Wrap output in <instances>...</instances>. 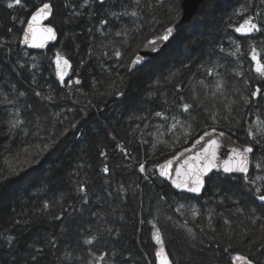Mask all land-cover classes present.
Masks as SVG:
<instances>
[{
	"label": "trees",
	"instance_id": "1",
	"mask_svg": "<svg viewBox=\"0 0 264 264\" xmlns=\"http://www.w3.org/2000/svg\"><path fill=\"white\" fill-rule=\"evenodd\" d=\"M45 1L0 0V264H153L155 227L181 264L205 220L233 243L203 234L194 264H231L264 230V0H207L160 88L158 72L133 87L122 58L134 35L136 51L175 19L163 0H62L66 34L32 51L21 33ZM142 10L161 16L150 30ZM249 20L256 29L238 36ZM57 44L70 79L56 74ZM116 74L121 85L104 88ZM211 127L253 147L248 175L213 173L197 196L172 190L156 165ZM260 251L250 258L264 264Z\"/></svg>",
	"mask_w": 264,
	"mask_h": 264
},
{
	"label": "water",
	"instance_id": "2",
	"mask_svg": "<svg viewBox=\"0 0 264 264\" xmlns=\"http://www.w3.org/2000/svg\"><path fill=\"white\" fill-rule=\"evenodd\" d=\"M203 2L204 0H181V11L179 15H177L169 25L165 26L159 32L152 34L145 41H143V43L138 47V49L130 58L127 68L128 71L132 72L136 68L143 65L145 62L159 56L176 39L179 28L189 23L193 19L194 15L199 11L200 6ZM45 3L51 5V12L46 18H38L37 21L33 22L31 27H29V21L32 15ZM53 12L54 6L50 1L41 3L31 12L21 33V41L24 47L29 50L36 51L57 41L59 32L54 25L49 23ZM169 27L174 28L173 36L168 41H160L156 45L157 50L153 51L152 45H150L149 42L163 36L165 30ZM49 28L52 29V33H49L47 31V29ZM237 33L241 37L244 36L247 31H237ZM53 34L54 38H52ZM26 35L27 40L25 42ZM137 57H142L143 59H141L139 63L133 64V61L136 60ZM213 141L215 142L214 147L207 154L208 159L204 160L203 157L205 156V149L209 148ZM249 148L251 149V151L246 152L245 149ZM213 151L214 159L212 156ZM252 151L253 147L251 145L241 143L235 137L224 130L211 127L201 132L189 145L178 149L171 156L159 162L156 165L155 169L157 175L162 180H164L172 190L179 193H186L197 196L203 192L206 184V179L213 173L221 172L227 175L236 174L247 176L250 171V157ZM168 161H171V165L166 169L167 174L161 175V166H164ZM185 161H187L188 163L185 164ZM226 162L230 167H232V171H224ZM209 163L214 164L215 167H211L210 170H208L201 176L202 183L199 185L200 190H190L193 187H196V185L193 183L195 177L186 175V173H190L196 168L202 169L206 164ZM241 165L246 168L245 171L240 170ZM177 169H180L179 176L177 175ZM173 181H176L178 183H186L187 186L176 187ZM261 195H264V193L256 194L255 199L259 204L264 205V200H261L259 198ZM158 252H162V255L159 257L157 256ZM236 255L246 257L247 260L252 261V264H258L249 256L240 252H236L233 254L231 264H247V260H234L233 258ZM165 257L167 258L168 264H173V261L167 251L160 249L156 250L154 252V264H162Z\"/></svg>",
	"mask_w": 264,
	"mask_h": 264
},
{
	"label": "rangeland",
	"instance_id": "3",
	"mask_svg": "<svg viewBox=\"0 0 264 264\" xmlns=\"http://www.w3.org/2000/svg\"><path fill=\"white\" fill-rule=\"evenodd\" d=\"M48 1H50L54 6V12H53V14L49 20V23L54 25L57 28L58 32H60L61 35L64 37V34H66V29H67V23L65 21V16H64L65 3L62 0H48ZM163 1H164L163 6L168 9V13H171V14L177 13L176 15H179V13L181 11V2L179 4L178 1L176 0L174 4H171V3H169L170 1L169 2H166L167 0H163ZM206 1L207 0H204V2L200 6L199 11L196 14L200 13L201 7H203L205 5L204 3ZM208 1H210V0H208ZM211 1H214V0H211ZM144 5H145V2L141 6H144ZM21 12L22 11H19V15L21 14ZM142 14H143L142 17L144 18L143 22H144V24H147L148 30L152 29V27H155L157 25V22H158L157 20H159L161 17L158 13H151L150 11L145 12L144 10H142ZM196 14L194 15V17H196ZM21 15H23V14H21ZM8 16H9V13H8ZM149 16H153V17H149ZM194 17L192 20L195 19ZM153 21H155V22H153ZM248 22H249V24H245V22H243L239 26H237L235 28V32L237 33L236 29L240 28L241 25H244L245 28H247L248 26H250V24H252V22L250 20ZM25 23H26V21H25ZM186 26H187V24H185L179 28L178 35H177L176 39L159 56L155 57L154 59H152L150 61L145 62L144 65H141L140 67L133 70L132 71L133 74H131V72H129L127 67H126V69H125L126 73L125 74H130V76H131L130 79H131V82L133 84V87H137L136 86L137 81L135 82V79H137V78L143 79V82L141 85H146L148 83V80H150L151 75L158 72V73H156V75L159 76V79L157 82H159V88H160V84L162 85V82H160L162 79L160 77V75L162 76L164 74V72H163L164 69H166L168 66H170L171 63L173 64V63L179 62L180 60H182L184 58L185 54L189 53V49L186 48V46H185L186 41H188V38H187L188 35L186 34L187 32H185ZM140 33H143V32H140ZM247 33H249V32H247ZM237 35H238V33H237ZM142 37H141V34H139L138 36L134 35V42H132L128 45L125 53L123 54L122 60L124 62L127 61L130 56L132 57V53L134 54V51L136 49V43H137V41L139 42L141 39H143ZM58 47H61V46H59V44L55 45V48H57L56 49L57 55H56V57H54L56 74L61 78V80H63L64 78L70 79L69 77L71 76V72L73 69V67H72L73 62L71 59L68 60L67 56L65 54L63 55L61 53V50ZM254 60H257V59L255 58ZM65 61H67V63H65ZM119 71H122V70L120 69ZM119 71L117 70V72H115V73H118ZM109 79L110 80L108 82L106 81L104 83L103 87L104 88L108 87L110 89L113 87L114 88L117 87V85L119 84V77L117 76V74L115 76L109 78ZM119 85H121V83ZM136 90H139V89L136 88ZM134 98L136 99V97H134ZM244 144H246V143H244ZM196 217H198V216H196ZM153 230L154 231L152 233V236H153L154 241L152 244H147V250L153 255V264H154V252L156 250H159V249L165 250V251H167V250L164 247V244L162 242L159 229L157 227H155ZM199 230H201L203 233L202 234L198 233V235L192 234L191 236H189V238L187 240L185 239V241L182 242V244H183L182 247L184 249H183V253L181 255H179L177 253L178 260H179L178 262H180V263L182 262L183 264L185 263V261L187 263L188 262L193 263V264L195 263L196 257L194 255V252H198L204 246L209 245L207 243L206 237L203 236V234H206L208 239L211 242L220 241V242L224 243L225 245H227L228 248H231L230 245L233 243V239L230 236H228L224 232V230L222 231V228L220 225L213 224V227H209L208 224L206 223V220H205V224L204 225L201 224ZM157 234L159 235L160 243H157V240L155 238ZM182 236H183V238H185L184 235H182ZM248 237L250 238V236H248ZM249 238H246V240H245L246 242L242 243V244H244L245 247H243V245H240L241 243H237L241 247L238 249H235L233 251V253L240 252V253H243L249 257H252V256H255L258 253V251H260V250L264 251V230H263V235H259L256 237L252 236L250 239ZM246 246H248V248H246ZM259 246H260V249L258 250ZM261 251H260V253H261ZM213 253H214V251L209 252L210 261L212 259H215Z\"/></svg>",
	"mask_w": 264,
	"mask_h": 264
},
{
	"label": "snow or ice",
	"instance_id": "4",
	"mask_svg": "<svg viewBox=\"0 0 264 264\" xmlns=\"http://www.w3.org/2000/svg\"><path fill=\"white\" fill-rule=\"evenodd\" d=\"M13 3L14 4H20L21 3V0H13L12 3L9 4V7H12L13 6ZM51 12V5L48 4V3H45L42 5V7H40L39 9H37V11L32 15L30 21H29V27H31L32 23L37 21L38 18H46L49 13ZM133 15H135V13H133ZM245 24H249L248 21L245 22ZM256 29V25L255 24H250V26H248L247 28H245L244 25H241L240 28H237L236 30L237 31H247V32H251L253 30ZM47 31L49 33H52V29L49 28L47 29ZM174 34V28L172 27H169L168 29L165 30V33L163 36L157 38L156 40H153V41H150L149 44L152 45V50L153 51H156L157 48H156V45L160 42V41H168ZM54 38V34H53V37ZM27 40V35L25 37V42ZM117 55H119V53H117ZM143 59L142 57H137L136 60L133 61V64H136V63H139L140 60ZM253 59H255V56L253 57ZM65 63H67V61H65ZM258 72H262L264 71V65H260L257 67L256 69ZM187 108V106H185ZM214 144L215 142L213 141L212 144L209 146V148H206L205 149V156L203 157L204 160H207L208 159V153L209 151L214 147ZM245 151H251V149H245ZM212 156H213V159H214V151L212 153ZM188 162L185 161V164H187ZM171 165V161H168L166 162V164L164 166H161V175H166V169ZM211 167H215L214 164H206L204 166V168L200 169V168H196L194 171L190 172V173H186V175H189V176H194L195 177V180L193 181V183L196 185V187H193L192 191H199L200 188H199V185L202 183V180H201V176L207 172L208 170H210ZM141 170H143V166H141ZM232 167H230L228 165V163L226 162L225 163V166H224V171L225 172H230L232 171ZM241 171H245L246 168L243 167V165H241V168H240ZM105 171H107V169H105ZM177 175L179 176L180 175V169H177ZM173 183L175 184L176 187H184V186H187L186 183H178L176 181H173ZM259 191V189L257 190ZM261 200H264V195H261L259 197ZM156 240H157V243H160V238H159V235L157 234L156 235ZM162 255V252H158L157 253V256H161ZM234 260H247L246 257H243V256H240V255H236L234 258ZM162 264H168V261H167V258L165 257L164 261L162 262ZM247 264H252V261L251 260H247Z\"/></svg>",
	"mask_w": 264,
	"mask_h": 264
},
{
	"label": "flooded vegetation",
	"instance_id": "5",
	"mask_svg": "<svg viewBox=\"0 0 264 264\" xmlns=\"http://www.w3.org/2000/svg\"><path fill=\"white\" fill-rule=\"evenodd\" d=\"M231 259H232V257H231Z\"/></svg>",
	"mask_w": 264,
	"mask_h": 264
}]
</instances>
